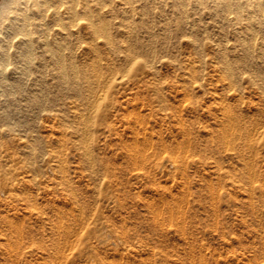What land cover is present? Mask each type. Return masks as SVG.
Wrapping results in <instances>:
<instances>
[{
    "label": "rangeland",
    "instance_id": "obj_1",
    "mask_svg": "<svg viewBox=\"0 0 264 264\" xmlns=\"http://www.w3.org/2000/svg\"><path fill=\"white\" fill-rule=\"evenodd\" d=\"M172 17L82 20L0 102V264H264V74Z\"/></svg>",
    "mask_w": 264,
    "mask_h": 264
},
{
    "label": "bare ground",
    "instance_id": "obj_2",
    "mask_svg": "<svg viewBox=\"0 0 264 264\" xmlns=\"http://www.w3.org/2000/svg\"><path fill=\"white\" fill-rule=\"evenodd\" d=\"M166 6L188 28L192 42L232 41L245 60L241 72L264 74V0H0V102L16 90L32 94L33 70L44 73L50 66L65 80L68 43L82 39L77 28L82 20L92 35L110 41L111 18H119L128 33L151 10L163 11ZM223 63L232 67L225 59ZM46 84L41 79L40 87Z\"/></svg>",
    "mask_w": 264,
    "mask_h": 264
}]
</instances>
